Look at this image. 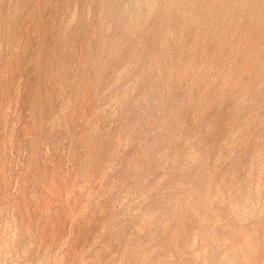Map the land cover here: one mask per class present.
Listing matches in <instances>:
<instances>
[{
  "label": "rangeland",
  "instance_id": "rangeland-1",
  "mask_svg": "<svg viewBox=\"0 0 264 264\" xmlns=\"http://www.w3.org/2000/svg\"><path fill=\"white\" fill-rule=\"evenodd\" d=\"M0 264H264V0H0Z\"/></svg>",
  "mask_w": 264,
  "mask_h": 264
}]
</instances>
